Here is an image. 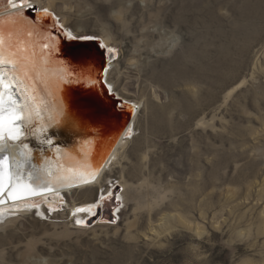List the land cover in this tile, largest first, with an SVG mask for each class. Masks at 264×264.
I'll return each mask as SVG.
<instances>
[{
  "label": "rangeland",
  "instance_id": "rangeland-1",
  "mask_svg": "<svg viewBox=\"0 0 264 264\" xmlns=\"http://www.w3.org/2000/svg\"><path fill=\"white\" fill-rule=\"evenodd\" d=\"M40 1L142 108L102 189L0 221V264H264V0Z\"/></svg>",
  "mask_w": 264,
  "mask_h": 264
},
{
  "label": "bare ground",
  "instance_id": "bare-ground-1",
  "mask_svg": "<svg viewBox=\"0 0 264 264\" xmlns=\"http://www.w3.org/2000/svg\"><path fill=\"white\" fill-rule=\"evenodd\" d=\"M29 4L33 5L35 8L39 7L42 13L44 8L41 6L40 0H32ZM26 9L27 8L23 9V15ZM14 12L15 9L8 4V0H2V2H0V19L6 21V31L11 27L8 18L12 16L13 19H15L13 15ZM44 17L45 21H51L53 23V19L46 16H39V19H43ZM60 25L64 29L63 24ZM19 29L22 39L28 42L29 51L35 53V58L38 61L40 69L45 74L46 82H50V86L48 87L41 85V95L44 97V102L48 105L51 114L56 115L59 101L57 100L58 93L55 89V80L60 72V66L56 63V58H53L51 62H49L47 49H42V44L49 42L47 37L50 32L40 26L32 25L31 22L27 20L19 25ZM29 31L33 33L31 37L27 35ZM98 42L102 43L100 41ZM57 43L58 41L56 40V45ZM103 44L106 46L103 49L108 48L106 42L103 41ZM42 52L44 55H41ZM90 52L84 53L86 57L80 58L76 63L72 60H67L78 73L83 72L84 75L81 77L82 84L80 86H74L68 93V110L67 112L60 113L65 116V131L63 134L58 132L57 139L63 150V156L60 158V164L63 166L61 168L62 173L67 172L68 175L74 176L89 175L96 171L97 165H99L98 175L94 180L89 175L90 182L88 184H82L77 180L76 183L71 186L57 185L53 191L43 192L41 196H34L23 187V183L27 182L26 180L17 185L14 179L5 178L3 180L5 186L4 192L0 194V200L5 201V203L0 204V221L3 224L12 219L14 220L16 216H26L33 212H43L44 216H40L46 217V209L47 211L48 209H51V211L56 209L57 212H60L61 208L57 207L63 206L61 204H64V198L66 196L72 197L76 192L88 191L96 188L102 189L106 177L111 174L119 164L120 156L122 152L125 151L129 140L132 138L134 125L140 115L142 107L140 102L132 104L118 98V96L116 97L114 88L110 82H108V67L112 59H115L116 56H114V54L110 56L107 52L108 63L104 75L105 84L116 98L124 102V112L129 116L131 115L132 118L129 120L127 117H124L123 114V118L120 117L121 114L113 109L111 103L104 99L98 86L95 85V87H93L94 77L99 73V67L102 66L103 59L96 51ZM89 57H91V59ZM58 58L65 60L60 53ZM86 70H90L91 75H88ZM48 114V112L45 113V115ZM129 129H131L130 135L128 134ZM2 149L4 150L0 151V156L8 157L10 168L8 169L7 176L11 177V174L15 171L14 162L19 161L21 164H24L23 158L20 155L21 149L17 144L12 143L3 144ZM35 155L36 154H34V156ZM36 159H38V156H36ZM33 162H36V160H33ZM24 167L27 168L28 165L24 164ZM55 167L56 165L53 163L50 170H55ZM0 173H3V169H0ZM122 184L123 188L127 190L128 183L125 179H123ZM13 187H15V201H13L10 195V192L13 191ZM111 194H113V192H111ZM109 197L108 195L106 198ZM25 201L30 204L34 203L37 207L25 209ZM17 205L19 206L18 208L16 207ZM65 205L67 208H70L72 212L77 208L86 209L84 212L77 213V215L85 213L91 215L93 212L96 213V210L98 211V208L91 204L77 206L73 202L72 206L69 204Z\"/></svg>",
  "mask_w": 264,
  "mask_h": 264
},
{
  "label": "snow or ice",
  "instance_id": "snow-or-ice-1",
  "mask_svg": "<svg viewBox=\"0 0 264 264\" xmlns=\"http://www.w3.org/2000/svg\"><path fill=\"white\" fill-rule=\"evenodd\" d=\"M8 4L15 9L13 14L15 19L12 16L8 18V22L11 23L8 31L5 30L6 21L0 19V151L4 150L2 145L5 143L17 144L21 149L20 155L24 164H27L28 167L25 168L24 164L16 161L14 162L15 171L11 177H8L7 173L10 168L8 157L0 156V169H3V173H0V194L4 192L3 180L5 178L14 179L17 185L26 180L23 187L34 196H41L43 192L53 191L57 185L71 186L77 180L82 184H88L90 182L89 175L93 180L98 175L99 165H97L96 171L89 175L74 176L68 175L67 172L62 173L63 166L60 164V158L63 156V150L57 139V133L63 134L65 131V116L60 113L68 110V93L74 86L82 84L81 77L84 73H78L70 62L58 58L59 49L56 45V38L49 34L47 37L49 42L42 44V49H47L49 62L56 58V63L60 66V72L55 80L59 103L57 114L52 115L41 95V85L48 87L50 82H46L45 74L40 69L35 53L29 51L28 42L22 39L19 29V25L27 20V17L23 16V9L34 6L29 4L28 0H18V2L8 0ZM41 14L59 24V19L54 11L44 8L42 13H38V15ZM63 34L73 40L96 39L92 35L75 36L70 31H64ZM27 35L31 37L33 33L29 31ZM100 47L106 46L100 43ZM106 51L112 56L116 49L108 47ZM73 54V52L68 53V55ZM41 55L44 53L42 52ZM81 55L85 54L81 53ZM86 71L88 75H91L90 70ZM99 82L97 79L96 83ZM46 112L49 114L45 115ZM128 134H131V129ZM34 154L36 155L34 156ZM53 163L56 165L55 170H50ZM14 192L15 187L10 192L13 201L16 200ZM107 195L111 196L112 194L109 192ZM99 199H104L103 190L100 192ZM2 203L5 201L0 200V204ZM24 207L31 209L37 205L25 201ZM85 210L77 208L72 215L75 217L77 213ZM37 214L44 216L43 212ZM92 215L94 216L96 213L93 212ZM75 223L81 227L89 226L85 220L79 218L75 220Z\"/></svg>",
  "mask_w": 264,
  "mask_h": 264
},
{
  "label": "water",
  "instance_id": "water-1",
  "mask_svg": "<svg viewBox=\"0 0 264 264\" xmlns=\"http://www.w3.org/2000/svg\"><path fill=\"white\" fill-rule=\"evenodd\" d=\"M38 13H41L38 8H27L24 12L25 17H27V21H30L34 26H40L43 29H46L52 34L56 40L58 41L57 47L59 49V53L63 56V58L67 61L72 60L74 63L78 61L80 58L86 57L85 55H81V53H88L92 51H96L99 55L102 56L103 64L99 67L100 71L94 77V84L98 86L99 90L102 92L104 99L111 103L113 109L121 114V118L127 117L129 120L132 118L131 115L125 114L124 108L125 104L122 100L116 98L114 94L109 90L108 86L105 84L104 75L105 70L107 68V51L100 47V43L98 41H87V40H73L66 35L63 34L65 31L60 23L56 24L53 20L45 21V17L43 19H39ZM63 31H62V30ZM60 46V47H59ZM69 52H73V55H68ZM90 52V53H91ZM91 59V57H89ZM99 79V83H96V80ZM123 114V115H122Z\"/></svg>",
  "mask_w": 264,
  "mask_h": 264
}]
</instances>
